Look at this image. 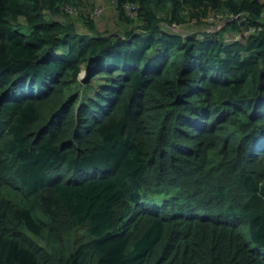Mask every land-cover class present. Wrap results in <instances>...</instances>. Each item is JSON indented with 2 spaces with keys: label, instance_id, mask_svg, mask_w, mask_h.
I'll return each instance as SVG.
<instances>
[{
  "label": "trees",
  "instance_id": "obj_1",
  "mask_svg": "<svg viewBox=\"0 0 264 264\" xmlns=\"http://www.w3.org/2000/svg\"><path fill=\"white\" fill-rule=\"evenodd\" d=\"M0 264H264V0H0Z\"/></svg>",
  "mask_w": 264,
  "mask_h": 264
},
{
  "label": "rangeland",
  "instance_id": "obj_2",
  "mask_svg": "<svg viewBox=\"0 0 264 264\" xmlns=\"http://www.w3.org/2000/svg\"><path fill=\"white\" fill-rule=\"evenodd\" d=\"M103 4H106L103 7H101V8H103V12H102L101 8H98V9H100V12H98V15L105 13L107 15V19H105L104 25H106V26L111 25V27H113L115 25V19H114V13L111 12V9H110L111 3L110 2H103ZM86 9H87V7H85V8L81 7L79 10L81 11V14H82V13H86L85 12ZM107 11H109V12H107ZM105 16H103V17H105ZM175 27H176L174 30L175 32L182 33L184 35H185V33L186 34H193L196 36H203L206 33L205 30L207 28V27H205L204 21L203 22L189 21V22H185L182 24H176ZM170 28L172 29V26ZM81 73H80V75H81ZM245 238L247 239V241H249L247 235H245ZM250 246L253 247V245L251 243H250Z\"/></svg>",
  "mask_w": 264,
  "mask_h": 264
},
{
  "label": "clouds",
  "instance_id": "obj_3",
  "mask_svg": "<svg viewBox=\"0 0 264 264\" xmlns=\"http://www.w3.org/2000/svg\"><path fill=\"white\" fill-rule=\"evenodd\" d=\"M224 20H226V19H224ZM224 20H223V21H224ZM223 21H222V22H223ZM221 24H222V23H221ZM222 25H225V24H222ZM85 75H86V72H85V71H82L81 75H79V78L82 79V78L85 77Z\"/></svg>",
  "mask_w": 264,
  "mask_h": 264
},
{
  "label": "water",
  "instance_id": "obj_4",
  "mask_svg": "<svg viewBox=\"0 0 264 264\" xmlns=\"http://www.w3.org/2000/svg\"><path fill=\"white\" fill-rule=\"evenodd\" d=\"M232 21V19H226V20H224L223 22H222V24H225V23H228V22H231Z\"/></svg>",
  "mask_w": 264,
  "mask_h": 264
},
{
  "label": "built area",
  "instance_id": "obj_5",
  "mask_svg": "<svg viewBox=\"0 0 264 264\" xmlns=\"http://www.w3.org/2000/svg\"><path fill=\"white\" fill-rule=\"evenodd\" d=\"M98 12H100V10H97L94 15L97 16L98 15Z\"/></svg>",
  "mask_w": 264,
  "mask_h": 264
},
{
  "label": "crops",
  "instance_id": "obj_6",
  "mask_svg": "<svg viewBox=\"0 0 264 264\" xmlns=\"http://www.w3.org/2000/svg\"><path fill=\"white\" fill-rule=\"evenodd\" d=\"M222 26H224V25H222Z\"/></svg>",
  "mask_w": 264,
  "mask_h": 264
}]
</instances>
